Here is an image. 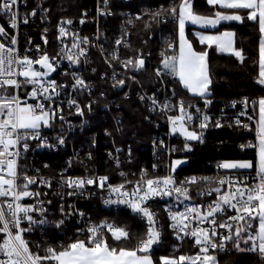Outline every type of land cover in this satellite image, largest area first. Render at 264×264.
Returning <instances> with one entry per match:
<instances>
[{
	"label": "snow or ice",
	"instance_id": "obj_1",
	"mask_svg": "<svg viewBox=\"0 0 264 264\" xmlns=\"http://www.w3.org/2000/svg\"><path fill=\"white\" fill-rule=\"evenodd\" d=\"M18 0H0V14L8 17V26L11 29L18 27V13L15 8ZM107 4V0H104ZM206 4L212 11L208 14L198 12L194 8V0H178L167 7L151 12L149 15L153 21L160 18L171 17L177 24L178 51L169 54L168 50L176 48L172 42L167 44V50L161 52V68L156 69V76L163 78L171 76L178 80L179 84L194 96L205 98V104L211 101L206 99L210 94L212 85L211 64L209 61V51L213 47L219 53H228L235 56L240 63L245 57L241 49L235 47L236 33L233 31H217L209 34L206 31H194L192 35L199 45L204 46L200 50L194 47L192 40L186 34V27L192 25L195 28L208 30L218 29L225 23H240L250 21L258 26L259 32V72L256 82L264 86V0H206ZM47 11V9H44ZM100 15L108 13L101 11ZM36 15V9L29 14ZM143 17L138 15L136 20ZM28 18H23V23H27ZM85 21L81 19L80 23ZM132 23V21H129ZM72 20L62 19L58 26L59 37H72V43H63L62 48L56 56H49L47 51L36 46L39 54L33 57L25 53L20 55L17 45V38L11 35L3 25H0V37L8 40V43L0 42V264H157L153 260L152 249L160 241L161 232L157 228L156 213L148 206V202L156 197L175 195L177 200L181 198L190 200L191 185L199 186L201 182L211 184L212 177H190L182 182H177L170 174L165 177L148 178L147 172L142 171L140 178L135 182L131 192L126 190L125 184L132 181H125L118 185L108 183V177L99 178H73L62 177V186L72 189L68 195L76 194L77 189H83L86 185L97 184L101 189L107 188L116 199H106L105 204H123L133 213L139 215L146 221L147 228L143 236L137 238L135 247L129 248L121 241H129L130 233L120 227L110 224L89 227L87 240L75 239L67 245L48 246L43 249V255L33 252L29 243L23 238V233L31 230V225L37 223L31 213L37 211L35 206H28L22 203L25 198L39 196V192L30 190V185L36 184L37 178L29 176L27 172L19 171V159L21 152L29 149L30 140L38 141V147H53L48 143L46 137H42V128L53 127L54 121L59 119L64 121L63 103H57V98L61 92L68 87L65 84H57L51 79V74L56 72L62 59H67L70 64L76 65L81 62V57L87 55V45L90 41L87 37H79L78 34L69 32L66 25H71ZM145 23V27H148ZM45 33L48 31L44 30ZM127 35V33H125ZM47 44V38H44ZM116 45L127 46L123 37L116 40ZM111 60L120 63L125 69L140 71L145 66V60L141 56L121 60L114 51ZM67 74V73H65ZM73 83L71 88L74 91H90V85L76 73H72ZM114 87L124 86V79H116ZM135 79V77H131ZM31 86L26 98L21 99L18 91L21 88ZM35 103H28V100ZM141 100L146 97L141 96ZM153 105L152 110L157 106L163 113L175 108L176 115L167 117L171 125V133L179 134L184 138L185 151H190L191 141L203 142V130L210 125L223 127L219 120L214 123L207 114L201 113L196 108L194 115L190 109L194 105H186L181 99L175 104L165 101L163 104L153 97H148ZM241 103L245 108L252 106L256 112L255 121L256 142H248L241 145V149L254 148L257 153L255 165V176L251 177V183L247 176L217 177L215 182L218 187L209 188L198 193L199 195H211L215 193V199L207 205L206 210L201 206L186 207L184 211H169V217L173 221L171 227L177 239L184 237L194 239V243L199 247V252L195 256L181 255L178 258L160 257L158 264H218L216 256L210 254V250H224L227 242H231L238 251H247L258 254L261 261H264V97L256 100H249L245 97ZM69 108H75L78 115L84 114V108L75 99H68ZM234 101L232 106L235 107ZM89 110L91 103L86 105ZM242 115L245 113H241ZM249 120L253 117L249 116ZM199 119L198 124L194 121ZM235 124L251 131L248 124H242L239 119ZM231 126V125H228ZM59 144H64L63 136H58ZM163 144V141H161ZM177 149H170L171 152ZM184 163L182 160H175L170 165V172ZM156 165H153L155 168ZM218 169L238 172L253 168L252 161H223L217 164ZM121 176L125 173L121 172ZM39 183L47 184L51 187V181L40 178ZM226 186V187H225ZM43 212V209H39ZM63 213V208H61ZM234 212L233 215L227 213ZM71 213H65L70 215ZM226 217V218H225ZM24 221L28 222V227H22ZM41 220L39 223H44ZM195 222V226H193ZM63 223V220L60 221ZM207 224L208 227H201ZM103 228L111 233V238L115 242L109 244L105 237ZM218 229L227 230V234L221 233ZM218 238V239H217ZM241 244L244 247H241Z\"/></svg>",
	"mask_w": 264,
	"mask_h": 264
},
{
	"label": "built area",
	"instance_id": "obj_2",
	"mask_svg": "<svg viewBox=\"0 0 264 264\" xmlns=\"http://www.w3.org/2000/svg\"><path fill=\"white\" fill-rule=\"evenodd\" d=\"M89 1H93L92 6L80 7L76 13L71 7V9H68L69 14L62 17L57 16L58 18L55 19L52 0H18L15 8L19 17L17 29H11L8 26V17L0 14V25H3L11 35L16 36L17 45L15 47L21 56L27 53L30 56L37 57L39 55L36 52L37 45L42 50L47 51L50 57L56 56L63 46L61 39H63L64 44L70 46L72 43L71 36L58 38V26L62 19L72 20L71 25L65 26L69 32L76 33L81 38L87 37L90 41V44L85 46L87 47V55L86 57H81L79 64L72 65L67 59H62L57 71L51 74V79L56 80L57 84L68 85L61 92L60 97L57 98V103L63 102L61 106L64 109L65 120L62 122L57 119L54 121L53 127L40 130L41 136L46 137L48 143L54 146L38 147V141L30 140L28 141L29 149L21 152L19 171L21 173L27 172L29 176L37 178L38 182L30 185V190L40 193L38 197H28L22 201L25 205L37 208V211L31 213L37 223L31 225L30 231L23 233V238L29 243L33 252H39L42 255L43 249L48 246L65 245L77 238L87 240L89 235L87 229L89 227L105 224L115 226L111 222L99 219L101 216L99 211H128L147 228L146 221L133 213L126 205L104 203L106 199H116V196L110 193L107 184L104 189L98 187L97 184L86 185L83 189L75 190L76 194L70 196L68 192L72 191V189L62 186V177L99 178L106 176L108 177V183L113 185L132 181L130 184H125V188L129 192H131L135 182L140 178L142 171L147 172L148 178L165 177L171 174L177 182H182L190 177H212L213 182L211 184L201 182L199 186H189L190 200L183 198L177 200L175 195H173L172 197H156L148 202V206L156 213L158 221L156 226L161 232L160 241L153 246L152 251L165 244L166 234H168L174 249H179L186 245L196 250L197 254L199 247L195 245L193 238L186 236L183 240L177 239L171 227L173 221L169 217V211H184L186 207L190 206H201L202 210H206L207 205L215 199L216 194L199 195L198 193L201 189L208 190L209 188L218 187L219 185L215 182L217 177L234 178L235 176L243 175L249 177V182L251 183V177L255 176V169L232 172L217 168V164L222 161H213L208 164L209 171L202 176L180 175L177 171L180 165L174 172H170V165L177 160L174 156L178 152L179 143H185L182 136L171 133V125L167 119L169 115L178 114V111L173 108L167 113H163L158 106L156 110H152L151 100L147 98L154 96L159 104H163L165 101L175 104L179 100L168 84V81L174 80V78L171 76L158 78L155 73L156 69L162 67L160 65L152 68L154 81L149 85L144 84L141 81L144 68L140 71H134L130 68L125 69L117 61L111 60V54L114 51L121 60L130 58H126L123 55L126 54L125 51L130 46L131 31L135 22L138 21L135 17L138 15L143 16L144 14L138 13L131 8L119 6L123 5L119 4V2L129 3L130 0H107L106 5L104 0ZM33 9H36L35 16L29 15ZM44 9H47V11H44ZM63 11H66V9H62ZM101 11L108 14L100 15ZM25 16L28 18L27 23H23ZM81 19L85 21L83 24L80 23ZM129 21H132V23H129ZM160 21H163V19L160 18ZM27 27L31 30L30 32L26 30ZM45 29L48 30L46 33ZM154 34H150L149 37L153 38ZM45 37L48 41L47 44L44 43ZM122 37L127 46L124 44L116 45V40ZM0 42L8 43V40L0 37ZM168 51L169 54H174L175 48ZM138 56L141 55L138 54ZM72 73H76V75L83 78L91 86L90 91H74L71 88V84L74 82ZM114 73L117 80H125L124 86H113L115 83L113 79ZM133 76L135 77L134 80L131 79ZM30 90L31 86L21 88L18 91V95L23 100ZM131 96L136 98L146 108L150 116L153 117V124L156 129L160 131L152 136L146 145L140 139L136 140L137 142L134 146L132 141L117 137L123 134L124 131L120 125V117L116 115L118 114L117 110L121 107L118 99L121 101L129 100ZM141 96L146 97V99L141 100ZM70 98L77 100L80 106L84 108L82 116L76 113L75 108H69L67 101ZM234 101L236 102L235 107L232 106ZM241 101L231 100L216 108H212L210 104L206 105L205 100H202L201 103L194 105L195 107L190 109V111L194 115L200 116V113H196V108H199L201 113L207 114L213 123L217 120L221 122L223 119H230L236 125L235 121L239 119L242 124H248L253 129L256 118L249 111V107L245 108ZM28 103H35V101L29 99ZM89 103H91L90 110L85 107ZM112 107L115 111H113ZM241 113L245 114L242 115ZM249 116H252L253 119L249 120ZM198 123L199 119H196L194 124ZM209 127L203 130V134L208 131ZM238 127L249 130L242 126ZM113 128H115L114 131ZM254 134L256 135V133ZM58 136H63L64 144L58 143ZM99 138H101L102 143L107 148L106 159L109 162L108 168L102 173H99L97 164L93 160L96 141ZM255 139L256 136L254 139L247 141L246 144H239L238 148L241 149V145H247L248 142L255 143ZM161 141H163V144H161ZM138 146L144 149L146 147L149 148L152 161L149 166L141 164L136 169L133 166L135 162L133 151ZM172 148L177 150L171 152L170 149ZM53 157L59 158L61 163L55 170H50L45 159ZM153 165H156V167L153 168ZM121 172L125 173V176H121ZM40 178L50 180L51 187L47 184L39 183ZM41 208L43 212L39 210ZM61 208H63V213ZM65 213L71 214L65 215ZM227 214L233 215L234 212L229 211ZM41 220L45 222L39 223ZM61 220H63L62 224L60 223ZM28 226V222L24 221L22 227L27 228ZM193 226H195V222H193ZM201 227H208V225L204 224ZM102 231L105 237L111 235L107 228H103ZM218 231L225 235L227 234L225 229H218ZM2 236L3 234H0V239H2ZM241 247H244V245L241 244ZM241 252L251 253L238 251L231 242L226 243L224 250L217 249L215 252L210 250V254L213 255L217 253L231 254ZM50 264H55V262H50Z\"/></svg>",
	"mask_w": 264,
	"mask_h": 264
},
{
	"label": "trees",
	"instance_id": "obj_3",
	"mask_svg": "<svg viewBox=\"0 0 264 264\" xmlns=\"http://www.w3.org/2000/svg\"><path fill=\"white\" fill-rule=\"evenodd\" d=\"M173 3H178V0H130L129 3L119 2V4H123L119 6L131 8L138 13L144 14L141 20L135 22L134 28L131 31L130 46L125 51L126 54L123 55L126 58H135L138 54L144 57L145 66L141 80L144 84L149 85L154 81L152 68L161 65V52L167 50L168 42L176 45L175 52L177 50L176 22L171 17L167 19L162 17L161 19L163 21H153L149 15L151 12L161 8V6L167 7ZM92 4L93 1L89 0H52L54 18L56 19L69 14L68 9H71V7L74 13H76L78 8L86 5L92 6ZM194 8L204 14L212 11L211 7L206 4V0H194ZM62 9H66V11L62 12ZM146 22L149 25L148 27H145ZM26 30L31 31L29 27ZM223 30H230L236 33L235 47L242 50L245 60L243 63H240L233 55L217 53L214 48L208 49L213 83L210 86V94L206 99L211 101L210 106L212 108H216L231 100H243L245 97L249 98V100L264 97V86L256 82L258 76L260 35L258 26L250 21H246L243 24L228 23L218 26V29L214 31ZM152 33H155L154 37L150 38L149 35ZM187 34L197 50L204 47L199 45L190 31ZM168 84L173 89L176 98L178 100L182 99L186 105H196L201 103L202 100H205V98L189 95L176 79L168 81ZM118 101L121 107L117 110L118 114L116 115L120 117V125L124 131L123 134L117 137L132 141L133 145L138 139L142 140L143 144H148L151 137L160 132L153 124V117L150 116L146 108L133 96L129 100L121 101L118 99ZM112 109L115 111L113 107ZM249 111L256 118V112L252 106H249ZM221 124L224 126L219 128L210 125L208 131L203 134V142H188L191 148L190 151L183 150L184 143H179L178 152L174 158L184 161L177 170L180 175L202 176L209 171L208 164L213 161L244 160L252 161L254 164L255 149L245 148L242 150L238 148V145L241 143L246 144L247 141L255 138V126L251 131L245 130L234 125L230 119L221 120ZM114 130L115 128H113ZM135 148L133 151V158H135L133 166L136 169L141 164L149 166L152 161L149 148L146 147L144 149L141 146ZM106 149L101 138H99L96 141V149L93 157L99 173L105 171L109 165L106 159ZM45 160L50 170H55L61 163V160L57 157L46 158ZM99 212L101 213L99 219L111 222L115 226L124 228L130 233L131 239L129 241H121V244H126L129 248L135 247L137 238L143 236L146 232V227L128 211ZM106 239L109 244L115 243L111 235L106 236ZM151 254L153 260L158 264L159 258L162 256L170 258H178L181 255L194 256L196 250L186 245L179 249H174L172 240L166 234L165 244L153 250ZM215 256L218 264H264V261H261L256 253H217Z\"/></svg>",
	"mask_w": 264,
	"mask_h": 264
},
{
	"label": "crops",
	"instance_id": "obj_4",
	"mask_svg": "<svg viewBox=\"0 0 264 264\" xmlns=\"http://www.w3.org/2000/svg\"><path fill=\"white\" fill-rule=\"evenodd\" d=\"M232 23H235V22H232ZM225 24H228V23H225ZM215 29H208V30H203V29H199V28H195L194 26H192V25H188L187 27H186V34L188 33V31H190V33H191V35H192V33L194 32V31H206L207 33H209V34H215V33H217L216 31H214ZM223 31H225V30H223ZM230 31V30H229ZM220 32H222V31H220ZM188 35V34H187ZM193 36V35H192ZM194 37V36H193ZM195 38V37H194ZM196 39V38H195ZM198 42V41H197ZM214 48V47H213ZM215 49V48H214ZM176 51H178V36H177V50ZM217 52V51H216ZM217 53H219V52H217ZM220 54H227V55H231V54H228V53H220ZM235 57V56H234ZM236 58V57H235ZM237 59V58H236ZM258 72H259V59H258ZM178 81V80H177ZM183 89H184V87L182 86V85H180ZM184 90H186V89H184ZM187 91V90H186ZM189 95H191V96H194L193 94H191V93H189V92H187ZM195 97H199V96H195ZM258 117H257V115H256V119H257ZM255 141H256V139H255ZM256 160H257V153H256V150H255V162H254V164H253V168L252 169H255V165H256Z\"/></svg>",
	"mask_w": 264,
	"mask_h": 264
},
{
	"label": "rangeland",
	"instance_id": "obj_5",
	"mask_svg": "<svg viewBox=\"0 0 264 264\" xmlns=\"http://www.w3.org/2000/svg\"><path fill=\"white\" fill-rule=\"evenodd\" d=\"M238 161H244V160H238Z\"/></svg>",
	"mask_w": 264,
	"mask_h": 264
}]
</instances>
